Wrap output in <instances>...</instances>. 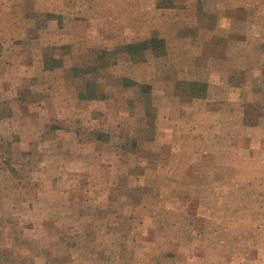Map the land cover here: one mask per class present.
Masks as SVG:
<instances>
[{"label":"rangeland","instance_id":"374dc122","mask_svg":"<svg viewBox=\"0 0 264 264\" xmlns=\"http://www.w3.org/2000/svg\"><path fill=\"white\" fill-rule=\"evenodd\" d=\"M219 4L218 0H0V53L5 54L0 65V89L9 90L3 80L16 74L6 68L15 61L20 89L44 87L55 94L65 86L71 94L70 90H83L87 80H95L101 91L115 92V97L110 98L115 113L111 118L105 114L99 118L104 139H107L106 130L111 121L113 142L93 157V175L84 172L71 177L73 187L69 182L50 185L58 191L54 189V193L46 194L39 185L43 178L39 175L42 173L39 162L34 163L32 181L31 177L23 180L15 177V181H10L7 168L25 163L20 160V151H11L6 142L0 144V151H5L6 158L11 160L2 162V165H10L0 166L3 184L0 264H72L71 261L73 264H255L254 250L252 255L243 248L254 245V239L257 252L264 246V230L254 234V227L261 221L260 218L254 220V202L253 207L247 208H253V214L242 213V219L247 222L218 227V240L212 242V247L221 254L230 253L229 256L205 257L200 251L202 240L198 237L192 242L187 240L192 221L203 224L213 217L230 216L235 209L216 208L210 213L202 207L203 203L200 206L197 198L201 196L202 201L204 195H212L210 189L224 188L217 185L219 182L235 179L216 175L220 171L227 173L225 169L229 167L225 164L230 159H225V155L231 158L233 154L250 152L228 144L231 140L225 139L227 133L245 136L246 129L240 132L238 128L242 119L236 113L227 114L222 118L232 126L221 129L218 126L208 135L205 117L196 112L182 113L177 106L172 109L169 103L165 107L168 98L160 95L174 88L180 100L186 102L199 91L187 86L184 80L175 84L171 81L173 75L183 77L189 73L185 46L180 47L178 53L171 40L178 30L186 34L189 28L190 35L194 36V26L214 25V15L204 13L209 9L220 10L224 19L226 13ZM171 5L175 8L171 9ZM234 14L231 11L227 16ZM139 23L143 24L141 29ZM154 36L165 44L162 55L147 50L144 56L133 60L123 49L128 43L149 42ZM63 59L66 67L58 69V62ZM44 62L53 70L47 78L43 75ZM106 63L110 68L97 75L91 73L93 66ZM75 66L89 68L88 77L79 78L78 82L69 78L70 69ZM111 75L115 76L114 80ZM124 76L132 79L130 87L117 80ZM42 83L45 86L42 87ZM7 91V95L13 96ZM49 99L45 100L49 102ZM160 108L167 110L160 111ZM251 134L249 131V136ZM222 136H225L222 142H226L219 146L218 137ZM208 143L210 158L204 157ZM169 147L175 150L171 164L174 175L163 176L164 167H156L154 153L167 151ZM58 148L48 147L52 152ZM113 148L124 151L128 159L118 158L121 155L114 153ZM219 153L224 156L221 165ZM165 154L170 158L168 151ZM109 162L112 175L107 173ZM218 164L224 167L214 166ZM209 165L211 171L206 168ZM122 170H131L132 173H128L131 176L125 179ZM209 172L214 175L207 176ZM249 178H238L245 191ZM23 182H29V191L22 186ZM210 183H215L216 187ZM182 188L188 192L179 191ZM245 191L226 195L232 197L230 202L236 200L235 196H243L246 204L250 194ZM186 205L191 206L189 213ZM261 228L264 226H259V230ZM79 232L84 234L81 238H78ZM222 240H225L224 245H220ZM227 245L234 247L228 249ZM171 251L182 253L173 257ZM188 251L194 257H185Z\"/></svg>","mask_w":264,"mask_h":264},{"label":"crops","instance_id":"0c3cea01","mask_svg":"<svg viewBox=\"0 0 264 264\" xmlns=\"http://www.w3.org/2000/svg\"><path fill=\"white\" fill-rule=\"evenodd\" d=\"M218 1L220 2L219 7L224 9L226 13L224 19L221 17L220 10L209 9L208 12L204 11V13H208L209 16L211 15L210 13L214 15L216 21H214V25L194 26V36L190 35L191 29L188 30L189 28L186 31L182 29L186 34H181L178 30L171 40L178 49V53L180 47L185 46L186 64H188L189 68V73L186 76L180 77L176 75L174 77L173 75L171 81L175 84L179 80H184L187 82V86H194L193 83L203 84L202 97L198 98L190 94L192 98L184 102L180 100L181 97L174 88L171 92H162L160 94L164 98H168L166 99L168 102L164 103L165 107L169 103L172 109L177 106L182 113L196 112L205 117L207 121L204 122V126L207 128L208 135H211L212 130L215 128L220 127L221 129L232 126L231 122L222 118L230 113H236L242 119L239 121L240 127H238L242 129H240V132L246 129V132H244L245 136H238L237 133L234 136L227 133L225 139L231 140L228 144H234L236 148L244 149L245 151L250 150V152L245 155L242 153H239L240 155L233 154L231 158L225 155V159H230L225 164L229 167L225 169L227 173L220 171L216 175L217 177L230 176L235 179L231 182H219L217 185L224 186V188L221 190L217 188L210 189L209 192L212 195H204L202 201L201 196L197 198L200 201V206L203 203L202 207H206L210 210V213L216 208L235 209L231 210L230 216L220 215L218 218L213 217L210 218L212 220L204 221L203 224L192 221V231L189 232L190 235L187 238V240L192 242L195 237H198L199 240H202L200 245L201 253H205V257L210 255L217 259L218 257L223 258L230 255V253L221 254L212 247L214 246L212 242H217L218 240L217 236L218 232H220L218 227L222 226V224L237 225L247 222L242 219V213L250 211L253 214L251 210L254 208V220L257 221L259 218L261 220L259 221L261 224L259 223L257 226L254 224L256 226L254 227V234L264 230V228L259 230V226H264V0ZM170 8H175V5H171ZM231 11L235 12V14L227 16V13ZM237 13H240V15H236ZM142 26L143 24L140 25V29ZM129 44L131 43L127 45ZM0 57H2L0 58V65H2L5 54L0 53ZM176 62L179 63V60L177 59ZM16 64L13 61L10 66L6 67L16 74H12L9 79L4 78L3 80L9 86V90L6 91L13 94V96L7 95L6 91L0 89V101L6 95L5 100L0 102V144L2 145L6 142L5 144L11 147V151H20V160L25 165H15L14 168L9 166L7 172L11 174V177L8 176V178L10 181H15V177L19 180L31 177V180L35 173L34 163L39 162V169L42 171L39 175L43 177L42 183L39 185L43 186V191L46 194L54 193V189L58 191L56 187L53 188L50 185L61 186L69 182L70 187H73V182L70 180L71 177L74 174L84 172L88 173L89 176L93 175L94 170L91 165L93 157H96L98 155L96 153H100L105 146H111L113 142L111 121L110 126L106 130L107 139H104L103 135L100 134L99 122L102 119V114H105L107 118H111L115 113V105H111V99L115 97V92L112 90L109 92L106 90L101 91L99 89L100 84H97L95 80H87L85 83L86 87L83 90L80 89L79 92L70 90L71 94L67 92L65 86L62 89L60 88L55 94H52L49 88L43 87L45 86L44 83H42L43 88L40 90L32 88L20 89L17 83L18 66ZM47 65L48 62H44L43 69L45 73L43 75L45 78H47V75H52L51 72L53 71L48 69ZM58 65V69L66 67V62L63 59V61L58 62ZM103 66H106V68H103L102 65L93 66L91 73L97 75L101 70L105 71L110 68L105 64ZM70 71L71 76L69 74V78L78 82L79 78L87 76L89 68L82 69L79 66H75ZM111 76H113L114 80L115 76ZM117 80H122L123 83L128 84V87H130L129 84L133 83L132 79L125 78V76ZM15 83L17 84L16 86H14ZM50 93L53 96H50ZM54 96H58L60 100L58 101V98ZM47 97H50L49 102L45 100ZM69 98L72 99L69 100ZM165 110L167 108H160V111ZM47 112L48 114H46ZM216 113L218 114L215 115ZM249 131L250 134H254L249 136ZM225 136L218 137L219 146L226 142H222V138ZM157 141L159 140L157 139ZM52 145L53 147H59L58 150H53L52 152V150L48 149ZM210 146L208 143L204 149V157L206 158L211 157ZM163 149H165V146ZM167 151L170 153V158L165 154ZM167 151L157 150L154 153L155 163L156 167H164L162 168L165 170V172H162L163 176H173L172 171L175 169L171 164L175 158V150L173 147H169ZM64 152L68 153V155H65ZM0 153V166L10 165L9 163H3L2 165V162L11 160L6 158L5 151H0ZM114 153L120 154L121 156H118V158L122 160L128 159L126 153L124 151L121 152L119 148L114 149ZM218 156V162L221 165V157L224 158V156L220 153ZM137 158L140 159V157ZM214 160L217 161V156L214 157ZM12 161H14V158H12ZM50 162H53V165L49 164ZM110 164L109 162L106 166L108 175H112L109 173L112 169L108 167ZM220 165L214 166L224 167ZM206 168L211 171L210 165L206 166ZM187 171L186 176H189ZM128 173H132V171L122 170V175L125 179L131 176H128ZM206 175L212 176L214 174L209 172ZM242 176L250 177L246 184V191L243 188L242 180L238 179ZM22 184V186L26 187V190H30L29 182H23ZM210 184L216 187L215 183ZM0 185L1 192L3 184L0 182ZM183 189L179 191L188 192V189ZM74 191L76 192L77 190L75 189ZM244 191L250 194L247 205L244 204L243 196L239 198L235 196L236 200L230 202L229 200L232 197L226 195V193ZM75 192H72L74 196L77 195ZM253 198L254 201L250 200ZM232 203H236L235 206ZM251 207H253L251 210L247 209ZM193 208L196 209L194 206ZM185 209L189 213L191 206L186 205ZM83 235L79 232L78 238ZM209 238H211V241L208 240ZM90 239H93L92 236ZM219 242L221 243L220 245L225 244V240ZM226 247L231 249L234 245H227ZM243 248L251 251L250 254L252 255L254 250V257L256 256L255 264H264V246L258 249L257 252L256 239H254V245H244ZM180 253L182 252L171 251V256L175 257ZM192 255V252L188 251L185 257L190 259L194 257ZM71 263L73 264L72 261ZM217 263L219 264V262Z\"/></svg>","mask_w":264,"mask_h":264},{"label":"trees","instance_id":"16d2710c","mask_svg":"<svg viewBox=\"0 0 264 264\" xmlns=\"http://www.w3.org/2000/svg\"><path fill=\"white\" fill-rule=\"evenodd\" d=\"M123 49L134 60L139 56H144L143 54L147 50H154L158 55L164 54L165 44L157 36H154L153 39H151V41H149V42H142V43H136V44L134 43V44L125 45L123 47ZM105 65L109 66V64H105ZM193 85L194 86H192V89H198L199 90L196 92V94L194 96L198 97V98L202 97L201 94H202V90L204 88V85L201 83H199V84L193 83Z\"/></svg>","mask_w":264,"mask_h":264}]
</instances>
